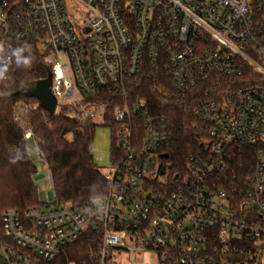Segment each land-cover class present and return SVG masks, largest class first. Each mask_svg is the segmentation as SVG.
Segmentation results:
<instances>
[{
	"label": "built area",
	"instance_id": "2783aa9c",
	"mask_svg": "<svg viewBox=\"0 0 264 264\" xmlns=\"http://www.w3.org/2000/svg\"><path fill=\"white\" fill-rule=\"evenodd\" d=\"M29 45L52 74L57 110L113 127L115 166L104 174L108 194L88 213L54 201L5 210L0 264L53 262L88 229L100 236L91 264H123L121 254L130 264H257L264 0H0L1 76ZM145 69L183 95L214 76L229 82L194 110L195 140L178 164L170 121L128 93ZM14 120L33 138L23 105ZM244 150L248 162L236 157ZM47 177L53 191L48 168ZM145 255L149 262L138 261Z\"/></svg>",
	"mask_w": 264,
	"mask_h": 264
},
{
	"label": "trees",
	"instance_id": "16d2710c",
	"mask_svg": "<svg viewBox=\"0 0 264 264\" xmlns=\"http://www.w3.org/2000/svg\"><path fill=\"white\" fill-rule=\"evenodd\" d=\"M27 48L16 58L14 72L7 78L0 75V223L7 209L25 210L42 205L36 183L38 170L28 155L22 129L14 120V108L18 104L27 109L28 125L39 156L53 180L56 205H69L88 213L93 201L107 195L111 188L91 151L96 124L83 125L68 109L50 115L36 99L24 96L23 89L34 81L46 79L49 69L36 47ZM228 83L221 76H214L183 95L174 90L164 74L145 69L131 81L128 93L134 99H146L154 114L170 121L174 134L170 156L178 164L195 140L194 110L205 100L217 98ZM113 156L115 159V149ZM240 156L245 162L251 158L245 150L236 154L237 158ZM99 243L100 236L88 229L67 245L55 261L47 264H91Z\"/></svg>",
	"mask_w": 264,
	"mask_h": 264
},
{
	"label": "rangeland",
	"instance_id": "374dc122",
	"mask_svg": "<svg viewBox=\"0 0 264 264\" xmlns=\"http://www.w3.org/2000/svg\"><path fill=\"white\" fill-rule=\"evenodd\" d=\"M62 102L64 103L63 100ZM58 110H61V108ZM115 144L113 127L105 123L96 124L92 137L93 158L102 174H108L115 166L113 156ZM26 148L30 159L38 170L36 183L39 191V201L43 205L49 204L55 200V197L51 193L50 183L47 177V165L39 156L35 138L26 140ZM262 256L264 261V254L262 249H260L258 251L257 264H259ZM119 257L123 264H130L128 254H121ZM138 261L144 263L149 262V255L142 256Z\"/></svg>",
	"mask_w": 264,
	"mask_h": 264
},
{
	"label": "water",
	"instance_id": "95a60500",
	"mask_svg": "<svg viewBox=\"0 0 264 264\" xmlns=\"http://www.w3.org/2000/svg\"><path fill=\"white\" fill-rule=\"evenodd\" d=\"M22 92L25 97L36 99L39 106L50 115L56 113L57 99L52 91V74L49 69L46 79L30 83ZM51 193L53 194V191Z\"/></svg>",
	"mask_w": 264,
	"mask_h": 264
}]
</instances>
